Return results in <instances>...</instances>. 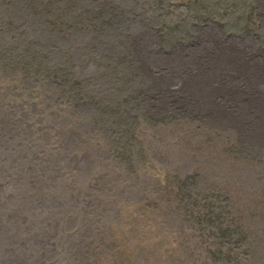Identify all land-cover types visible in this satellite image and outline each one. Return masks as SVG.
<instances>
[{"label": "rangeland", "instance_id": "374dc122", "mask_svg": "<svg viewBox=\"0 0 264 264\" xmlns=\"http://www.w3.org/2000/svg\"><path fill=\"white\" fill-rule=\"evenodd\" d=\"M135 2L149 46L104 36ZM263 15L261 0H0V264H264V123L239 104L264 97ZM20 184L52 235L10 205Z\"/></svg>", "mask_w": 264, "mask_h": 264}, {"label": "bare ground", "instance_id": "6f19581e", "mask_svg": "<svg viewBox=\"0 0 264 264\" xmlns=\"http://www.w3.org/2000/svg\"><path fill=\"white\" fill-rule=\"evenodd\" d=\"M261 1H262V4H264V0H261ZM134 6H136V2H135V5L127 6L126 8L121 6L122 9H121L119 15L116 16L114 20H113V17L109 15V19H110L111 22H113V26L115 27L116 33L118 35H120V36L125 35V36L128 37L130 34H135V37L133 36V39L136 40V42L138 43V46H143V45L144 46H149V45H151L153 43V36H151L148 31L142 32V28H141V31H139L136 27L132 26L133 24H131L128 21V12L127 11L132 9ZM262 17H264V15ZM199 32H201L204 36H207L206 30L202 29V27L199 29ZM198 40L202 41L203 43H206V45L209 44L207 38H202V40H201V38H198ZM247 43H249V42H247ZM130 46L133 47V53L135 54V56L137 55L139 60H140V57H141V59H147V56H145L144 50L142 48L136 47L137 46L136 43H130ZM156 46L160 47V44L158 43V44H156ZM186 49H188V48H186ZM224 51H226L227 53H232V52H230L227 49H224ZM233 52H235V51H233ZM153 53H154L156 59H158V61H159L158 66H160L162 69H164V68L168 69V68H171L172 66L175 65V62L170 63L168 61L169 58H165V57L159 55V53L157 51H153ZM168 53L171 54V53H174V52L169 51ZM174 54H175L174 58H176V53H174ZM212 56H213V54L210 53V57L209 58H211ZM166 63H167V65H165ZM243 68H245V66L243 67L242 64L237 63L236 66L233 67V71L236 72L234 74L230 67L227 69V66H224L223 67V72L224 73L229 72V75L226 77L227 83L228 84L229 83L230 84L236 83L239 75L241 74L239 71L243 70ZM212 69H213V66L210 65V67H208V70H212ZM263 72H264V69H263ZM174 73H175V71H174ZM198 75L199 74L194 75V76L196 78H199ZM223 76L225 77V75H223ZM240 80L241 81H245V76H242L240 78ZM151 81H152L153 88L155 89L154 82H153V80H151ZM182 84L184 85V82ZM168 87L169 86H160V84L158 83L157 88L155 89V91H157L158 93L162 92V95H168V93H171V90L170 91H169V89L167 90ZM227 93H228L227 95L230 96L232 94L231 89ZM244 95H245V93H244ZM249 97H250V99H249L250 103H249L248 107L244 108L242 101L239 103L242 111L245 112V115L242 116L241 119L243 120L244 117L249 118L248 120H251V122H252L251 124L253 125V129H254L255 128L254 124L257 125L258 122L259 123H262V122L264 123V97H260V96H257V95H252V96H249ZM167 99H168V97H167ZM180 101H181V99H180ZM172 103H173V101H172ZM252 109H254L255 112H257V114L255 115V118H251V116H252L251 110ZM87 124H88L87 129L89 130L91 124L90 123H87ZM76 136L77 135H74V134L73 135H68L66 138L58 139V140H62L64 142H66V144H68V145H70V144L77 145L79 143V141L76 139ZM101 152H103L105 154V150L103 148H101L100 151H99V153L101 155H103ZM159 153L164 155V153H162L161 151ZM79 162H81V160ZM80 166H81L82 169L85 168V165L83 163H80ZM72 173L74 175V178H77L78 180L81 181V184L85 183L84 180H83V173H81V171H72ZM1 176L2 175L0 174V187L3 184V182L1 181ZM11 189H12L11 186L6 188L5 185H4V188L2 189V193H6L7 195H10L11 192H9V191H11ZM60 202H66V200L61 199ZM51 226L55 228L56 224L51 223ZM135 233H136L135 228L132 227L131 235L135 234ZM191 245L194 248V245H196V244H194V245L191 244ZM163 264H171V262L168 260V263H163ZM183 264H191V261H186L185 260V261H183Z\"/></svg>", "mask_w": 264, "mask_h": 264}, {"label": "trees", "instance_id": "16d2710c", "mask_svg": "<svg viewBox=\"0 0 264 264\" xmlns=\"http://www.w3.org/2000/svg\"><path fill=\"white\" fill-rule=\"evenodd\" d=\"M107 20L110 23V25L105 30L104 36L108 35L107 34V30L109 29V31H110L109 35L112 34L114 36V39L117 40L118 37L116 38V36L118 34L116 33L115 27L113 26V22L110 21L109 17L107 18ZM229 38H231V37H227V39H229ZM176 45H177V49L185 47V45H178V44H176ZM176 45L170 51L175 52L177 50L176 49ZM113 47H115V46L113 45ZM120 63L121 62H118L117 66ZM115 69H117V67ZM73 134L77 135L76 132L75 133L73 132ZM52 193L59 194V195H64V192L52 191ZM61 199H64V200H66V202H68L67 197L66 196H62L61 198L57 199V203H56L57 205L60 203ZM45 200L47 202H52L54 199L46 197ZM32 201H33V191L31 189H26L25 187L22 186V184H20V185H18V187L16 189H14V196L11 199L10 205H12L15 208V212H16V214L18 212L17 215L20 216V218L25 219V220L27 218L28 226L30 228L34 229L35 232H37L40 235H42L41 239L44 238L45 236H48V234L52 235V230L53 229L47 227V225L43 224V222H42L43 219L46 217L45 214H40V213L33 214L32 212H28L25 209V208H28V207L31 206ZM69 205H70V203H69ZM60 222H66L67 223V221L62 220L61 218H59L57 216H54L52 218V222L51 223L57 225Z\"/></svg>", "mask_w": 264, "mask_h": 264}]
</instances>
